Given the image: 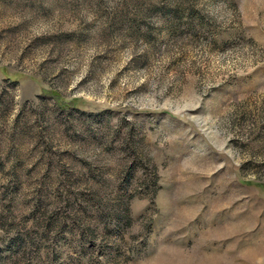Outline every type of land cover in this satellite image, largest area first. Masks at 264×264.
Returning <instances> with one entry per match:
<instances>
[{"label":"rangeland","instance_id":"1","mask_svg":"<svg viewBox=\"0 0 264 264\" xmlns=\"http://www.w3.org/2000/svg\"><path fill=\"white\" fill-rule=\"evenodd\" d=\"M0 264H264V0H0Z\"/></svg>","mask_w":264,"mask_h":264},{"label":"trees","instance_id":"2","mask_svg":"<svg viewBox=\"0 0 264 264\" xmlns=\"http://www.w3.org/2000/svg\"><path fill=\"white\" fill-rule=\"evenodd\" d=\"M43 95L54 97L56 99L59 107H61L63 109L70 108V107L78 108L76 100H72V101L66 103V101H64L63 98L61 97L60 93L56 90H44Z\"/></svg>","mask_w":264,"mask_h":264}]
</instances>
